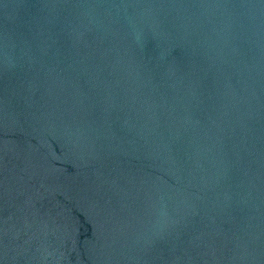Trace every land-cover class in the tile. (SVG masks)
Returning a JSON list of instances; mask_svg holds the SVG:
<instances>
[{
	"label": "water",
	"instance_id": "water-1",
	"mask_svg": "<svg viewBox=\"0 0 264 264\" xmlns=\"http://www.w3.org/2000/svg\"><path fill=\"white\" fill-rule=\"evenodd\" d=\"M0 264H264V0H0Z\"/></svg>",
	"mask_w": 264,
	"mask_h": 264
}]
</instances>
